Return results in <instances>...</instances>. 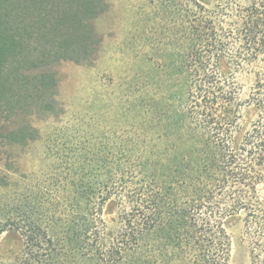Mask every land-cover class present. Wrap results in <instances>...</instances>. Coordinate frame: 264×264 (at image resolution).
<instances>
[{
    "label": "trees",
    "instance_id": "trees-1",
    "mask_svg": "<svg viewBox=\"0 0 264 264\" xmlns=\"http://www.w3.org/2000/svg\"><path fill=\"white\" fill-rule=\"evenodd\" d=\"M106 10L0 0V236L23 238L16 263L229 264L238 223L250 264H264V0L172 8L169 87L144 81L124 127L52 133L53 172L24 183L15 152L40 141L34 120L63 114L54 69L95 62Z\"/></svg>",
    "mask_w": 264,
    "mask_h": 264
},
{
    "label": "rangeland",
    "instance_id": "rangeland-1",
    "mask_svg": "<svg viewBox=\"0 0 264 264\" xmlns=\"http://www.w3.org/2000/svg\"><path fill=\"white\" fill-rule=\"evenodd\" d=\"M105 2L106 12L94 21L102 39L95 62L86 65L63 62L55 67L56 101L58 111L63 114L44 121L34 120L40 141L15 152L19 156L18 172L27 177L23 179L27 185L37 179L43 181L46 173L53 172L57 162L53 157L44 158L45 142L52 133H57L63 142L73 141L80 133L89 135L112 126L124 127L135 118V113L129 111L135 103L140 104L141 95L136 90L144 81H149L153 92H158L162 83L169 87L174 70L169 66L170 60L175 57L171 46L167 45L169 33L175 31L169 14L176 6L185 9L187 0ZM198 2L206 5L212 0ZM17 179L21 181L19 175ZM259 194L264 197V186L259 187ZM116 215V207L109 205L105 217L110 226ZM228 232L231 238L229 264H250L249 247L243 240L241 225L232 224ZM23 249L21 235L14 230L5 231L0 236V264H18Z\"/></svg>",
    "mask_w": 264,
    "mask_h": 264
}]
</instances>
